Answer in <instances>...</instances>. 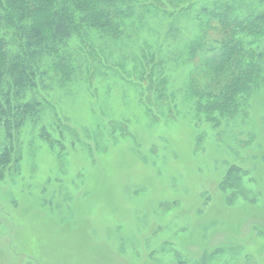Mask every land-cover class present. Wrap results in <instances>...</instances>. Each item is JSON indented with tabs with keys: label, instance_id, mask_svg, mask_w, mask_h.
I'll list each match as a JSON object with an SVG mask.
<instances>
[{
	"label": "rangeland",
	"instance_id": "374dc122",
	"mask_svg": "<svg viewBox=\"0 0 264 264\" xmlns=\"http://www.w3.org/2000/svg\"><path fill=\"white\" fill-rule=\"evenodd\" d=\"M130 5L120 38L69 41L72 79L55 69L24 97L38 113L0 121V264H264V82L216 122L185 98L214 73L187 45L264 0ZM243 37L264 70V32Z\"/></svg>",
	"mask_w": 264,
	"mask_h": 264
},
{
	"label": "trees",
	"instance_id": "16d2710c",
	"mask_svg": "<svg viewBox=\"0 0 264 264\" xmlns=\"http://www.w3.org/2000/svg\"><path fill=\"white\" fill-rule=\"evenodd\" d=\"M132 1L0 0V121H5L8 132L13 126L21 128L28 117L39 112V102L23 101L29 90L37 88L55 69L61 79H72L69 41L76 37L84 47L94 42L95 36L120 38L128 27V12L135 7L130 5ZM228 12L229 9L213 14L220 23V29H216L218 37L207 40L202 30L201 36L187 45L188 57L196 56L200 50L213 52L202 60L214 70L205 74L210 79L208 84L192 76L185 98L194 110L206 111L207 119L215 122L217 119L210 115L213 110L232 116L264 82L255 42L243 37L264 32V15L238 20L230 18ZM154 58L151 53L147 63ZM144 73L145 70L140 78ZM220 79L225 84L218 88ZM166 80L161 78L159 83ZM11 160L9 148L0 152V179L6 176L4 169Z\"/></svg>",
	"mask_w": 264,
	"mask_h": 264
}]
</instances>
